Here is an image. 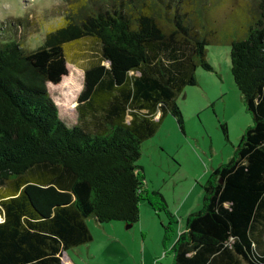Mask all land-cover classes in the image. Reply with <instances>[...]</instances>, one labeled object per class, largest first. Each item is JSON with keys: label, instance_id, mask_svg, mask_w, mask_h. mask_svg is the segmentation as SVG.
Segmentation results:
<instances>
[{"label": "trees", "instance_id": "trees-1", "mask_svg": "<svg viewBox=\"0 0 264 264\" xmlns=\"http://www.w3.org/2000/svg\"><path fill=\"white\" fill-rule=\"evenodd\" d=\"M65 1V24L41 47L0 40V264H62L92 240L87 219L136 223L144 197L166 209L144 188L142 144L167 114L184 130L178 97L198 68L213 71L208 0ZM243 1L252 13L229 40L231 72L253 123L210 175L172 264H264V0ZM83 40L98 58L70 126L48 88L68 75L64 46Z\"/></svg>", "mask_w": 264, "mask_h": 264}, {"label": "rangeland", "instance_id": "rangeland-1", "mask_svg": "<svg viewBox=\"0 0 264 264\" xmlns=\"http://www.w3.org/2000/svg\"><path fill=\"white\" fill-rule=\"evenodd\" d=\"M208 1L212 5L209 28L214 33L209 34L207 60L213 71L198 68L197 85L187 86L178 97L184 130L167 114L156 134L143 142L137 161L146 193H160L167 208L155 209L144 197L139 220L132 226L123 221L87 219L92 240L65 251L75 264H172V247L186 231L188 215L203 207L210 175L231 160L252 125V114L232 76L229 43L237 35L235 25L245 26L252 12L243 0L234 10L232 0ZM70 10L65 0H0V40L14 39L26 50L37 49L48 33L65 24ZM95 46L89 40L66 44L68 75L57 87L48 88L60 118L70 126L76 115L70 109L84 84L81 62L85 56L96 61ZM222 124L227 127V137Z\"/></svg>", "mask_w": 264, "mask_h": 264}, {"label": "crops", "instance_id": "crops-1", "mask_svg": "<svg viewBox=\"0 0 264 264\" xmlns=\"http://www.w3.org/2000/svg\"><path fill=\"white\" fill-rule=\"evenodd\" d=\"M79 49H81V48H79ZM77 53H78V56H80V57L82 56V53L80 51L79 52L77 51ZM93 62H94V60L92 61V58L90 59L89 57L85 56V60L81 62L82 68L85 69L88 65L92 64ZM67 66H68V64H67ZM58 85L59 84H57L56 87ZM49 86H50V84H49ZM76 105H77V103H76ZM76 105L71 109L69 108L71 111L74 112V114H76L74 117L75 121L72 125H75L78 121L77 113L75 110ZM62 264H75V263L72 262V260L68 257V255H65V253H64L63 257H62Z\"/></svg>", "mask_w": 264, "mask_h": 264}, {"label": "water", "instance_id": "water-1", "mask_svg": "<svg viewBox=\"0 0 264 264\" xmlns=\"http://www.w3.org/2000/svg\"><path fill=\"white\" fill-rule=\"evenodd\" d=\"M50 86H56L55 84L50 83ZM133 224H129V226H132Z\"/></svg>", "mask_w": 264, "mask_h": 264}]
</instances>
